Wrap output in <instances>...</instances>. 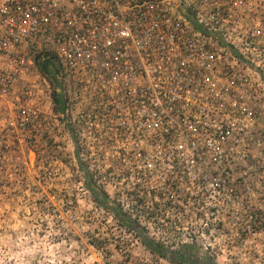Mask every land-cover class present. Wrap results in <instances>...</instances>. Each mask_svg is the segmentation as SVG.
<instances>
[{"label": "built area", "instance_id": "built-area-1", "mask_svg": "<svg viewBox=\"0 0 264 264\" xmlns=\"http://www.w3.org/2000/svg\"><path fill=\"white\" fill-rule=\"evenodd\" d=\"M39 141L121 206L126 187L149 208L204 186L241 204L264 180V0H0V189Z\"/></svg>", "mask_w": 264, "mask_h": 264}, {"label": "rangeland", "instance_id": "rangeland-1", "mask_svg": "<svg viewBox=\"0 0 264 264\" xmlns=\"http://www.w3.org/2000/svg\"><path fill=\"white\" fill-rule=\"evenodd\" d=\"M34 144L32 165L25 143L16 149V180L0 189L6 196L0 203V264H173L150 253L137 237L140 233L116 221L109 206L93 201L67 143L50 142L49 159L41 155L42 143ZM113 179L124 187L114 174ZM240 187L245 192L241 204L204 186L186 190L190 204L152 208L134 204L138 191L129 193L126 187L121 188V207L150 237L174 247L182 240L191 243L204 262L210 257L214 264H264L262 175L253 179L252 192ZM108 190L115 192L112 186ZM144 194L142 201L151 205L153 196Z\"/></svg>", "mask_w": 264, "mask_h": 264}, {"label": "trees", "instance_id": "trees-1", "mask_svg": "<svg viewBox=\"0 0 264 264\" xmlns=\"http://www.w3.org/2000/svg\"><path fill=\"white\" fill-rule=\"evenodd\" d=\"M44 55L43 60H39L40 55H37L35 62L40 72L51 77L54 84H57V79L54 76L56 71L54 55L51 53H45ZM52 96L55 103L54 109L62 110L63 105L59 93L53 90ZM76 157L78 156L76 155ZM76 160L83 173L84 185L90 191L93 201L105 208L109 206L116 221L126 226L129 231L138 232L136 234L140 233L141 236L137 235V237L140 238L141 243L150 253L163 257L173 264H214V260L210 257H207L204 262L198 253L193 250L191 243H186L182 240L175 242L177 247H174L171 245L172 243L168 244L166 241H160L155 239V237L147 235L145 228L139 225L138 220L127 216V213L123 210L119 202L110 200L107 192L96 184L88 168L78 158Z\"/></svg>", "mask_w": 264, "mask_h": 264}]
</instances>
